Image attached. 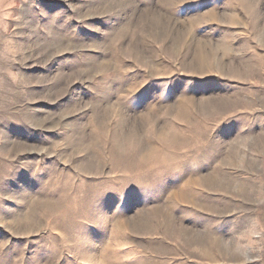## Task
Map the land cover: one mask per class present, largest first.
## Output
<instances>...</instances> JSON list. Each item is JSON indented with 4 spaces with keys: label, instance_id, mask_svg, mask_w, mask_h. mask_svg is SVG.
I'll list each match as a JSON object with an SVG mask.
<instances>
[{
    "label": "rangeland",
    "instance_id": "obj_1",
    "mask_svg": "<svg viewBox=\"0 0 264 264\" xmlns=\"http://www.w3.org/2000/svg\"><path fill=\"white\" fill-rule=\"evenodd\" d=\"M0 264H264V0H0Z\"/></svg>",
    "mask_w": 264,
    "mask_h": 264
}]
</instances>
